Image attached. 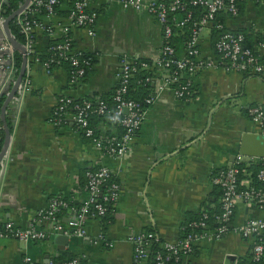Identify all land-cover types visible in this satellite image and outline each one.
Returning <instances> with one entry per match:
<instances>
[{"label": "crops", "instance_id": "crops-1", "mask_svg": "<svg viewBox=\"0 0 264 264\" xmlns=\"http://www.w3.org/2000/svg\"><path fill=\"white\" fill-rule=\"evenodd\" d=\"M91 8L97 13L96 35L89 36L84 28L71 31L76 49L94 57L89 74L72 84L64 67L49 74L42 64L31 63L30 89L18 92L10 103L13 128L0 164V224L34 225L38 210L55 196L80 205L87 198L86 171L102 166L114 172L121 188L112 205L113 220L104 225L101 218H88L87 233L79 236L73 233L77 211L65 209L59 221L68 233L38 241L1 239L0 264H29L27 257L32 258L31 264L73 258L83 264H131L133 235L154 231L163 240L175 241L193 215L220 208L222 191L212 175L233 164L245 132L263 133L262 124L251 118L249 110L264 107V73L227 70L225 65L198 71L188 98L178 97L171 88L161 91L147 106L145 121L122 158L106 153L79 131L73 112L65 122L54 123L59 96L85 99L111 94L124 55L155 62L166 43L162 25L147 11L125 9L120 0H92ZM70 9L69 0H62L57 14L44 19L59 36L71 23ZM224 16L226 27L245 33L249 45L264 56V5L246 1L238 15ZM36 39L44 53L53 38L37 30ZM176 49L179 56L186 55L182 42ZM200 49L208 61L218 59L211 26L202 31ZM153 72L152 93L164 75L161 69ZM91 123L102 135L122 133L119 125L101 117H93ZM250 217L264 218V209L239 202L234 224ZM35 225L51 231L54 223L43 220ZM58 234L69 238L56 242ZM253 243L230 231L217 241H198L184 264H239L252 259Z\"/></svg>", "mask_w": 264, "mask_h": 264}, {"label": "built area", "instance_id": "built-area-1", "mask_svg": "<svg viewBox=\"0 0 264 264\" xmlns=\"http://www.w3.org/2000/svg\"><path fill=\"white\" fill-rule=\"evenodd\" d=\"M242 1H256L264 5V0H120L125 9L149 12L155 16L163 28L166 43L161 49L160 57L154 62V66L163 67L166 69V73L160 79L156 91L146 98L148 105L153 104L165 88H171L178 97L188 98L191 94L194 75L205 68H217L225 65L227 70L252 75L264 73V56L258 54L252 46L246 43L245 33L232 31L224 23L218 24L220 34L215 42L218 59L208 61L201 55L200 38L204 28L213 24L219 12L231 16L238 15L239 3ZM9 2L10 0H0V96L9 92L16 82L19 72L16 48L5 31V22L8 18L6 7ZM60 3L61 0H31L14 18L16 26L23 34L24 41L22 43L27 56L26 73L18 92H26L31 87V63L42 64L49 74L55 70L53 64L60 63V60L53 56L42 60L36 39L37 30L45 31L52 38L59 36L55 26L45 22L44 19L49 20L54 17L57 14L56 7ZM91 3L92 0H77L74 3L68 15L71 23L64 28L60 35L64 37V42L50 47L57 51L58 58L65 57L70 60L73 68L70 71L69 79L72 84L84 78L95 62L93 55L74 47L71 33L74 28H84L89 36L96 35L97 13L92 10ZM191 6L202 7L205 12L196 20ZM181 14L182 16L179 17ZM191 21L193 27L186 42V55L177 57L176 47L169 44L168 41L176 34V30H184ZM11 33L17 39L12 31ZM138 62L139 59H131L127 55L121 58V69L118 73V84L114 95L116 104L113 108H110L104 100H99L95 105L91 100H78L71 96L61 95L53 112V122L61 124L66 121L67 115L73 112L72 118L75 127L95 145L115 157L125 156L143 125L147 113V106L127 96L130 80L137 70ZM141 65L149 67L145 62H141ZM183 75H185V81L179 82ZM150 80L151 76H148L146 81ZM95 113L108 116L112 123L121 126L122 133L119 136H107L97 132L90 121V116ZM249 114L253 120L262 124L264 134V109L260 106H253L250 108ZM2 129L3 123L0 115V134ZM255 163L261 164L256 172L257 180L262 184L261 186L254 184L250 177H240L241 166H251ZM85 176L87 198L79 207L70 204L61 196H55L46 207L38 210L34 225L20 227L13 221L0 224V240L14 238L23 241H38L55 233H68L59 221V214L68 208L77 211L73 233L85 236L87 233L86 220L88 218L99 219L105 215L121 194L119 181L115 179L116 176L110 168L102 166L96 170H87ZM212 182L222 191L220 212L214 215L215 226L212 227L208 223L209 215L204 213L199 221L190 224L192 227H202L201 231L189 232L185 237H180L175 241L163 240L154 231L139 232L130 239L133 243L131 264H147L153 241H160V244L168 252L166 257L162 254L157 256L158 264H166L165 260L173 255L176 259L183 260L182 264H184V259L194 253L198 241H217L230 231L238 233L242 238L253 240V261L264 259V245L258 241L259 236L264 232V218L250 217L240 225L234 224L239 202L264 209V157L239 153L230 167L212 175ZM43 220L54 223L51 231L38 228L35 225ZM99 238L104 239V236L100 235ZM26 261L31 264L32 258L27 257ZM51 264H79V260L73 258L58 263L51 262Z\"/></svg>", "mask_w": 264, "mask_h": 264}, {"label": "trees", "instance_id": "trees-1", "mask_svg": "<svg viewBox=\"0 0 264 264\" xmlns=\"http://www.w3.org/2000/svg\"><path fill=\"white\" fill-rule=\"evenodd\" d=\"M24 1L25 0H10L8 6L6 7V15L10 16L13 12L18 10L20 8V6L24 3ZM76 1L77 0H69V4H70L71 8L73 7V5ZM61 2H62V0H61ZM243 3H244V1L240 2L239 6L241 7V4H243ZM191 8L194 11V19H196V20L205 12V9L202 7H194V6L192 7L191 6ZM58 9H59V4L56 7L57 12H58ZM69 13H70V11H69ZM224 14L225 13H223V12H219L216 16L215 21L211 25L212 38L214 40V46H215V42H216V40L220 34V30H218V24L219 23L225 24ZM192 27H193V22L191 21V22H189L188 26L184 28V30H178V31L176 30V34L171 39H169V41H168L169 44H172L176 47L179 42L180 43L182 42L186 48V42L188 40V36L190 34V30L192 29ZM10 29L16 35L17 40H19L20 42L24 41V37H23L22 32L19 30V28L15 24V19L12 20V22L10 24ZM63 42H64V37H62V36L55 37L51 40L50 47H52L54 45L61 44ZM72 43L75 47V42L73 41ZM246 43L249 45L247 35H246ZM249 46H251V45H249ZM50 47L46 50V52H44V53L42 52L40 54L42 60H46L48 58H51L52 56L55 57L56 59H59L60 60L59 64L58 63L53 64L55 66V68L64 67L65 69L68 70V73L70 75V71L73 68L71 66L70 60L68 58H65V57L58 58L57 51L50 49ZM176 56L181 57L177 54V49H176ZM16 60H17V68L20 69L22 61H23V53L19 48H16ZM141 62L147 63L149 65V67L142 66ZM153 62L154 61H151L149 59H143V58L139 59V62L137 65V70L135 71L133 77L130 80L129 90L127 93V96L129 98H132L136 101H139L144 106H148V104L146 103V98H148L152 94V91L154 89V86L152 84L153 83V76H154L153 69H156V70L161 69L163 71V74L166 73V69H164L163 67L154 66ZM89 72H90V70H89ZM89 72L86 74V76L89 74ZM148 76H151L150 81H146V78ZM84 78H81L79 81L83 80ZM185 79H186L185 77H180L179 82H183V81H185ZM116 88H117V85H116ZM116 88L114 89L113 93H111V94L102 95L101 97H98V98H85V99L91 100L95 105L98 104L99 100H104V101H106V103L109 105L110 108H113L116 104V102L114 101V95H115ZM5 98H6L5 95L0 96V115H1V108H2V105H3ZM78 100H83V99H78ZM262 108L264 109V107H262ZM93 117L94 118L95 117H101V118H104L105 120H107L108 122H111L109 120L108 116H102V115H99L96 113L92 114L90 116L91 122L93 120ZM8 123H9L11 130H12L13 123L11 122L9 117H8ZM120 128H121V126H120ZM122 131H123V129H122ZM4 138H5V132H4V129H2L1 134H0V152H1L3 144H4ZM260 166H261V164H259V163L252 164L251 166H246V165L241 166L240 167V169H241L240 177L241 178L250 177L254 184L261 186L262 184L259 183V181L257 180V177H256V172L260 168ZM91 170H96V168L91 169ZM86 183H87V179L85 180V186H86ZM70 204H72L76 207H79V204H77L75 202H70ZM63 211H65V209ZM111 212H112V208L109 209V211L105 215H102L100 217L101 220L103 221L104 225L112 222L113 219L111 217ZM219 212H220V208H217L216 210H204L202 212H199L198 214L193 215V217L190 218V221L185 224L186 227L184 228V232H183V235L181 236V238L185 237L189 232H192V231L199 232L202 230V227H192L190 224L194 221H199L202 218L204 213H208V215H209L208 223L212 227H214L215 226L214 215L219 213ZM60 214H59V216H60ZM258 241L264 245V232L259 236ZM150 250L151 251L149 254L147 264H158L159 261L157 259V256L159 254H162L164 257H166L167 253H168L167 250L165 248H163V246L160 244V241H158V242L153 241V243H151V249ZM182 261L183 260L176 259V257L174 255L170 256V258L165 260L166 264H182ZM79 264H83V262L81 260H79ZM239 264H264V259L261 261H253L252 259L251 260H244V261H240Z\"/></svg>", "mask_w": 264, "mask_h": 264}, {"label": "water", "instance_id": "water-1", "mask_svg": "<svg viewBox=\"0 0 264 264\" xmlns=\"http://www.w3.org/2000/svg\"><path fill=\"white\" fill-rule=\"evenodd\" d=\"M31 0H25L23 5L13 12L10 16H8L6 22H5V31L10 39V41L14 44L15 48H19L23 53V61L21 64V67L18 72V76L16 79V82L13 84L11 89L6 95V98L3 102L2 108H1V119L3 123V129L5 132V138H4V144L2 147V150L0 152V164L2 163L4 157L7 154L8 148L10 146L11 138H12V130L8 123V108L10 106V103L12 100L16 97L19 87L23 81V78L26 73L27 68V56L25 54V46L22 42L17 40L12 36L11 30H10V24L12 20L20 13L30 2ZM125 112H127V109H125ZM241 154L247 155V156H255V157H264V134L263 133H252V132H245L242 136V144H241ZM68 235H62L58 234L55 237L56 242L57 240L65 242L66 239H68Z\"/></svg>", "mask_w": 264, "mask_h": 264}]
</instances>
